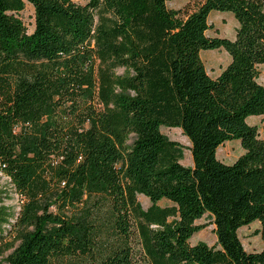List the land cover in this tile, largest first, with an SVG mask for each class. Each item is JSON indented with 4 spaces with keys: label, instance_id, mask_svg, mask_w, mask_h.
I'll return each mask as SVG.
<instances>
[{
    "label": "trees",
    "instance_id": "1",
    "mask_svg": "<svg viewBox=\"0 0 264 264\" xmlns=\"http://www.w3.org/2000/svg\"><path fill=\"white\" fill-rule=\"evenodd\" d=\"M211 12L232 14L233 40L206 35ZM218 49L230 62L211 78L200 53ZM260 65L264 0H0V173L24 201L15 215L0 200V264H264V139L247 123L264 115ZM232 140L243 154L224 164ZM61 183L74 189L52 214ZM203 217L214 246L190 244ZM252 223L259 251L238 235Z\"/></svg>",
    "mask_w": 264,
    "mask_h": 264
},
{
    "label": "rangeland",
    "instance_id": "2",
    "mask_svg": "<svg viewBox=\"0 0 264 264\" xmlns=\"http://www.w3.org/2000/svg\"><path fill=\"white\" fill-rule=\"evenodd\" d=\"M75 3L83 4L85 0H72ZM202 0H167V7L172 10L193 11L198 2ZM22 22L24 23L27 33H32L34 29V12L31 5L26 4L25 9L19 14ZM208 31L206 35L210 38H225L233 40L235 37L238 24L230 13L211 12L208 17ZM200 58L203 61L207 74L214 78L218 75L230 62V57L224 49L218 50H205L201 51ZM117 74H122V70H117ZM258 83L264 86V65L258 66ZM249 125L255 126L258 130L260 139H264V115L253 116L248 119ZM161 133L168 137L169 140L177 142L183 148V158L181 165L184 167L192 166L191 153L189 151L190 143L188 139L182 135L179 128H166L160 129ZM243 150L239 141H228L221 145L217 151V158L225 161V164L233 162ZM73 185H61L54 189V193L47 198L44 202V206L48 212L52 214L60 213L62 206L67 201V194L73 190ZM79 196V194L77 195ZM85 199V198H83ZM0 200L2 205L9 207L16 215L23 206V200L15 193L10 180L0 173ZM138 202L145 210L148 208L150 202L149 199L143 195L137 197ZM165 202H161L164 205ZM67 212V211H65ZM68 213V212H67ZM200 226V230L193 234L190 238V244L192 246L199 242H203L208 246H214L216 244V237L214 233V226L209 218L203 217L195 222ZM258 224L254 223L249 228H243L239 231V238L247 251H259L263 245L260 237L256 234ZM8 227L5 228L7 230ZM137 250V247H136ZM8 254V253H7Z\"/></svg>",
    "mask_w": 264,
    "mask_h": 264
},
{
    "label": "crops",
    "instance_id": "3",
    "mask_svg": "<svg viewBox=\"0 0 264 264\" xmlns=\"http://www.w3.org/2000/svg\"><path fill=\"white\" fill-rule=\"evenodd\" d=\"M220 73H221V72H220ZM220 73H219V74H220ZM219 74H218V75H219ZM218 75H216L214 78H216ZM242 154H243V152L240 153V155H239L238 157H240ZM238 157H237L235 160H237ZM217 159L220 160L222 163L225 164V161H223V160H221V159H219V158H217ZM235 160H234V161H235ZM234 161H233V162H234ZM233 162H231L230 164H232ZM252 224H254V223H252ZM252 224H251V225H252ZM257 224H258V223H257ZM251 225H249V226H251ZM249 226H246V227H242V228H240V229L238 230V235H239V231H240L241 229H243V228H249ZM257 228H259V225H258Z\"/></svg>",
    "mask_w": 264,
    "mask_h": 264
}]
</instances>
